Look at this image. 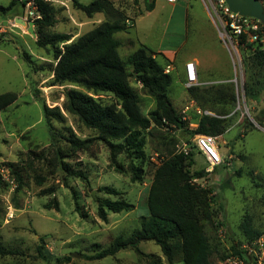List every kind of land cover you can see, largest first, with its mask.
Here are the masks:
<instances>
[{
  "label": "rangeland",
  "instance_id": "1",
  "mask_svg": "<svg viewBox=\"0 0 264 264\" xmlns=\"http://www.w3.org/2000/svg\"><path fill=\"white\" fill-rule=\"evenodd\" d=\"M45 1L52 6L53 18L45 30L68 34L70 40L105 18L101 12L86 16L73 6L72 0ZM79 1L87 3L90 0ZM9 2L0 0V5L7 6ZM15 2L9 12L0 10V93L16 94V100L0 111V247L15 252L0 254V264H168L160 247L151 240L140 241L138 250L121 249L99 259L88 256L108 247L117 236H131L146 221V194L153 170L168 151L181 149L190 153L194 160L191 171L204 170L203 176L194 181L211 188L213 197L215 195L210 203L212 216L203 221L214 255L222 247L228 248L233 239L238 243L246 241L241 228L244 218H249L254 228L264 230V134L252 131L245 139L241 135L246 129L262 126L258 123L255 126L253 116L264 106V89L260 87L264 70L261 65L249 70L245 67L250 52L238 46L233 50L234 47L223 40L205 0H176L170 27L171 31L179 28V31H186L178 55L190 53L207 68L208 83L197 85L203 107L190 95L183 75L169 68L172 81L168 95L186 124L182 128L153 127L142 132L144 153L138 158L126 152L112 157L107 143L93 138L95 130L84 126L75 115L62 108L66 89H83L68 83L52 84L49 68L54 64V47L38 46L36 33L31 35L25 24L15 21L16 16L34 21L25 15L31 4H36L33 0ZM110 3L118 14L126 16L128 25L142 6L141 0H110ZM171 8L172 3H168V12ZM151 21L145 16L139 21L137 30L128 26L127 30L114 34L120 43L118 52L123 60L137 47L134 38L138 36L148 42L150 34L143 28ZM33 29L35 32V25ZM156 33L157 26L153 29V37ZM181 40L176 34L168 35V42ZM24 52L32 59L30 65L20 56ZM243 59L247 60L245 66ZM126 69H131L127 63ZM244 81L254 89L249 99L244 94ZM129 83L136 91L141 113L147 115L154 107L153 98L133 75ZM227 86H231L228 91L232 90L235 101L215 99L220 94L218 90L227 91ZM33 88L39 90V100L32 94ZM101 97L113 99L110 94ZM40 100L48 107L58 106L64 115L62 122L50 120L52 129L43 117ZM221 105L229 108L225 131L235 126L224 137L215 135L216 143L225 150V160L234 162L208 171L207 161L195 144L199 134L195 129L202 114L213 115ZM67 128L80 139L92 138L87 148L69 151L65 140ZM51 130L56 134L55 144H52ZM244 140L254 152L252 161L250 154L246 155ZM55 149H59L62 159L73 169L80 170L86 179L64 172L55 157ZM13 169L18 178L12 173ZM103 186L112 187L118 193L105 192L100 189ZM106 198L125 199L133 208L118 212L106 210V219L102 220L97 206ZM71 253L79 255L71 256ZM173 264H182L179 249Z\"/></svg>",
  "mask_w": 264,
  "mask_h": 264
},
{
  "label": "trees",
  "instance_id": "2",
  "mask_svg": "<svg viewBox=\"0 0 264 264\" xmlns=\"http://www.w3.org/2000/svg\"><path fill=\"white\" fill-rule=\"evenodd\" d=\"M15 1L10 0L7 6L0 5V10L3 13L9 12L15 5ZM33 1L40 15L34 19L36 44L40 47H54V64L49 68L53 75L52 84L68 83L83 89L74 87L66 89L62 108L67 113L75 115L84 126L95 130L96 136L93 138L106 142L112 157L121 152L136 158L143 157L145 140L141 136L142 132L150 131L153 127L182 128L186 124L172 105L168 95L172 75L165 71L164 64L152 56L151 50L139 43L125 60L118 52L120 43L114 38V34L127 30L128 26L131 27L142 10L134 14L132 23L128 25L126 16L118 14L110 0H90L87 3L72 0L73 6L86 16L90 17L101 12L105 18L92 29L70 40L71 36L68 34L45 30L53 22L52 6L45 0ZM153 6L154 0H144V10H151ZM260 24L264 36V23L260 22ZM59 43L61 47L58 46ZM238 47L250 52L246 58L248 65H244L247 60L243 59V66L248 67L249 70L250 67L261 65L264 70V48H261L259 41L247 42L242 36L239 38ZM20 56L29 65L32 63L27 53H20ZM126 63L131 67L129 71L126 69ZM32 71L35 69L32 68ZM132 75L153 98L154 107L148 111L147 115L141 113L138 96L129 83ZM194 86L188 87L190 95L198 105L203 107V102L197 94L199 87ZM260 87L264 89V80ZM243 88L246 98L249 99L254 94V89L247 81H244ZM230 89L231 86H227V91L220 88L218 90L220 94L215 99L234 102L232 90L228 91ZM38 93L37 88L32 89V94L39 100ZM102 94H110L113 99L104 100L101 97ZM15 100L16 94L13 92L0 93V111ZM40 103L43 117L50 129H52L51 119L63 121L64 115L58 106L48 107L42 100ZM222 105L214 110L213 115L202 114L195 132L211 135L224 133L225 116L229 108ZM253 119L264 126V109L258 110ZM67 131L68 136L65 140L69 151L85 149L92 141V138L76 137L70 128H67ZM55 135V132L51 130L52 144H55ZM55 157L60 168L68 175L86 179L80 170L73 169L62 159L59 149H55ZM193 163L190 153H184L182 150L168 151L152 173L146 194L148 210L146 221L131 236L115 237L108 247L88 258L99 259L113 255L121 249L138 250L139 242L144 240H151L157 244L168 264H173L177 249L180 250L182 264H207L234 251L236 240L233 239L228 248L222 247L219 253L214 255V248L205 233L203 221L209 220L212 216L210 203L215 195L213 197L211 188L202 187L194 181V178L203 176L204 170L191 171L190 166ZM12 173L18 178L16 170L13 169ZM100 189L112 194L118 193L117 190L108 186ZM132 208L133 204L125 199L106 198L99 202L97 213L102 220H105L106 210L118 212ZM241 228L246 240L264 231L254 228L249 218H244ZM13 253H15L13 250H4L0 247V254Z\"/></svg>",
  "mask_w": 264,
  "mask_h": 264
},
{
  "label": "built area",
  "instance_id": "3",
  "mask_svg": "<svg viewBox=\"0 0 264 264\" xmlns=\"http://www.w3.org/2000/svg\"><path fill=\"white\" fill-rule=\"evenodd\" d=\"M174 2L175 0H167ZM264 6V0H259ZM213 12L216 24L220 27V34L223 40L229 43L233 50L239 45V38L244 37L247 42H257L264 48V36L260 21L246 15L232 11L225 0H205ZM30 5V4H29ZM37 7L33 3L25 15L27 19L39 17ZM168 72V67L165 70ZM197 83V73L193 61L185 63V86H193ZM217 136L211 134H198L195 144L207 161V170L210 171L215 166L224 162L217 144ZM187 153L185 149H181ZM0 168V174H1ZM235 250L229 252L223 258L209 261L207 264H264V231L256 237L237 243L234 241Z\"/></svg>",
  "mask_w": 264,
  "mask_h": 264
},
{
  "label": "crops",
  "instance_id": "4",
  "mask_svg": "<svg viewBox=\"0 0 264 264\" xmlns=\"http://www.w3.org/2000/svg\"><path fill=\"white\" fill-rule=\"evenodd\" d=\"M168 3H172V8L169 12H168ZM175 3H176V0L174 2H168L167 0H154L153 8L151 10L146 11L144 10V7H143L144 0H141L142 6H140V8L142 12L134 19L131 25V28L137 30L139 21L145 16L150 17L152 20L151 24L149 23L148 24L149 26L147 28H143L144 32H147L150 34V39L146 43L144 39L139 38L137 36V38H134V41H137V44L141 43L145 45L146 47H148L152 52V56H154L157 60H159L161 64H164L165 70L168 67V72H170L169 68H171L173 69L172 71L176 73H181L184 77L185 63H187L188 61H193L195 64L196 73H197V83L195 85L206 84L208 83L207 74H206L207 68L205 67V65H203L204 63H202L200 60L198 61V59L195 56L191 55L190 53H187L185 55H183V53L181 55H178L177 53L182 45V41L184 39V34L186 31H179L180 28L179 30H176V31L174 30L171 31L170 29V27H172L171 22L173 18V12L176 9ZM185 12H186V9H185ZM183 20H184V29H186L185 16ZM156 26H157V33L153 37V29H156ZM170 33L178 35L179 37L182 38V40L178 43L168 42V35ZM260 109H264V106L257 109L256 111L258 112V110ZM256 125L258 124L255 122V126ZM233 126L235 125L230 126L220 136L221 137L226 136L225 134L228 131H230ZM252 131H256L257 133L262 135L264 134V127L261 126L260 128L259 126V128H256V129H246V132L244 134H241L243 139H245L246 136H248V134ZM243 144H244V149L246 151V155L250 154L251 161H252V156L254 153L252 152V148H249L247 146V142H245V140L243 141ZM217 148L218 150H222V153L220 154L224 158V162L218 165L217 168L224 166V164L229 165L234 162V160H225V158L227 157V156H224L225 150L218 147V145H217ZM229 157L231 158V155H229Z\"/></svg>",
  "mask_w": 264,
  "mask_h": 264
},
{
  "label": "water",
  "instance_id": "5",
  "mask_svg": "<svg viewBox=\"0 0 264 264\" xmlns=\"http://www.w3.org/2000/svg\"><path fill=\"white\" fill-rule=\"evenodd\" d=\"M228 7L239 14L253 17L264 23V6L259 0H225ZM15 21L25 24L27 31L31 35H35L33 20H25L21 16H16ZM78 253H71V256H78Z\"/></svg>",
  "mask_w": 264,
  "mask_h": 264
}]
</instances>
